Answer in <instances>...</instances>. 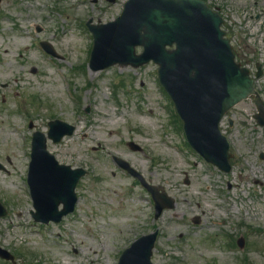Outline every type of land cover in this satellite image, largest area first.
Masks as SVG:
<instances>
[{
  "label": "rangeland",
  "instance_id": "1",
  "mask_svg": "<svg viewBox=\"0 0 264 264\" xmlns=\"http://www.w3.org/2000/svg\"><path fill=\"white\" fill-rule=\"evenodd\" d=\"M125 1L0 4V203L7 210L0 247L15 258L0 264H117L133 241L156 229L153 264H264V127L253 119V104L237 106L234 125L222 126L233 154L225 174L187 145L155 65L89 70L92 36L85 23L113 21ZM226 1L232 8L225 16L242 32L232 41L234 52L254 62L252 71L257 63L264 71V0ZM255 84L264 101V73ZM54 119L75 131L57 144L48 141V151L87 174L76 187L73 213L43 225L31 218L26 177L32 133L46 134ZM113 157L163 188L173 209L155 220L149 194ZM239 236L243 250L235 246Z\"/></svg>",
  "mask_w": 264,
  "mask_h": 264
},
{
  "label": "water",
  "instance_id": "2",
  "mask_svg": "<svg viewBox=\"0 0 264 264\" xmlns=\"http://www.w3.org/2000/svg\"><path fill=\"white\" fill-rule=\"evenodd\" d=\"M91 22L87 23L93 35L91 70L115 64L137 68L153 61L158 65L159 82L183 122L190 146L207 162L230 172L229 143L220 132V120L236 104L252 96L257 99L260 112L257 119L261 125L264 118L253 80L247 70L235 64L229 35L220 30L217 14L201 0H128L113 22L104 25ZM172 46L173 50H166ZM136 47L142 48L140 55H135ZM48 127L47 137L39 132L33 134L27 177L35 211L31 216L35 222L44 224L58 223L73 212L77 202L74 190L85 174L81 169L58 164L46 149L47 139L58 143L64 136L72 135L74 128L58 120ZM128 146L139 150L132 143ZM117 163L141 180L127 163L121 160ZM146 188L155 201V218L164 208L173 207V200L164 193L157 194L150 186ZM6 213L0 203V217ZM156 236L154 232L137 239L122 253L118 264H151ZM238 243L242 248L243 241ZM0 257L13 261L1 248Z\"/></svg>",
  "mask_w": 264,
  "mask_h": 264
},
{
  "label": "flooded vegetation",
  "instance_id": "3",
  "mask_svg": "<svg viewBox=\"0 0 264 264\" xmlns=\"http://www.w3.org/2000/svg\"><path fill=\"white\" fill-rule=\"evenodd\" d=\"M218 2H219V4H218V10L219 11H222V10H224V8H225V6H226V3L228 2V1H226V0H218ZM244 63L246 64V65H249L250 64V61L249 60H245L244 61ZM228 124L232 127L233 126V122L232 121H229L228 122Z\"/></svg>",
  "mask_w": 264,
  "mask_h": 264
},
{
  "label": "bare ground",
  "instance_id": "4",
  "mask_svg": "<svg viewBox=\"0 0 264 264\" xmlns=\"http://www.w3.org/2000/svg\"><path fill=\"white\" fill-rule=\"evenodd\" d=\"M24 43H16L13 45V47H22ZM11 47V44H10Z\"/></svg>",
  "mask_w": 264,
  "mask_h": 264
}]
</instances>
